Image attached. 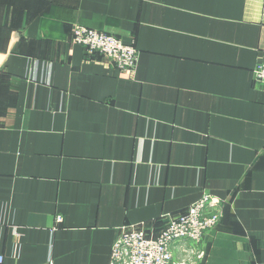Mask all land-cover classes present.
<instances>
[{"label": "crops", "instance_id": "0c3cea01", "mask_svg": "<svg viewBox=\"0 0 264 264\" xmlns=\"http://www.w3.org/2000/svg\"><path fill=\"white\" fill-rule=\"evenodd\" d=\"M75 22L132 41L135 69ZM260 61L264 0H0V264H107L121 227L203 193L221 218L175 256L264 264Z\"/></svg>", "mask_w": 264, "mask_h": 264}, {"label": "built area", "instance_id": "2783aa9c", "mask_svg": "<svg viewBox=\"0 0 264 264\" xmlns=\"http://www.w3.org/2000/svg\"><path fill=\"white\" fill-rule=\"evenodd\" d=\"M70 36L73 43L85 48L88 56L102 57L109 65L121 70L135 69L138 50L132 41H124L78 22L72 26ZM253 82L264 88L263 61L258 62L253 69ZM220 205V201L213 195L203 193L184 211L163 215L162 225L157 233H153L146 223L121 227L111 245L107 264H187L186 260L175 256L171 246L175 243L184 244L183 252L186 253L189 247L201 243L204 233L220 220ZM61 220L58 215L56 221ZM2 261L3 257L0 255V263Z\"/></svg>", "mask_w": 264, "mask_h": 264}]
</instances>
